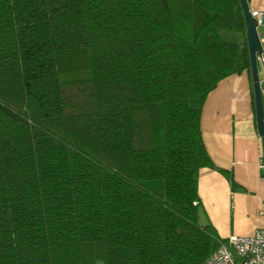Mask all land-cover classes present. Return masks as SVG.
I'll list each match as a JSON object with an SVG mask.
<instances>
[{
	"label": "trees",
	"instance_id": "1",
	"mask_svg": "<svg viewBox=\"0 0 264 264\" xmlns=\"http://www.w3.org/2000/svg\"><path fill=\"white\" fill-rule=\"evenodd\" d=\"M223 30L246 34L239 0H0V264L210 257L201 109L250 74Z\"/></svg>",
	"mask_w": 264,
	"mask_h": 264
},
{
	"label": "crops",
	"instance_id": "2",
	"mask_svg": "<svg viewBox=\"0 0 264 264\" xmlns=\"http://www.w3.org/2000/svg\"><path fill=\"white\" fill-rule=\"evenodd\" d=\"M247 3L263 14L257 30L264 62V0ZM239 34L236 42H247ZM201 133L215 167L196 172L199 222L211 224L221 238L252 234L263 224L258 211L264 204V139L257 132L251 73H231L218 82L203 103ZM218 168L232 172L234 185Z\"/></svg>",
	"mask_w": 264,
	"mask_h": 264
},
{
	"label": "built area",
	"instance_id": "3",
	"mask_svg": "<svg viewBox=\"0 0 264 264\" xmlns=\"http://www.w3.org/2000/svg\"><path fill=\"white\" fill-rule=\"evenodd\" d=\"M251 15L256 27L262 23V12L252 10ZM261 62L260 80L264 81V62ZM261 167L263 165L261 164ZM200 201L195 200L194 205ZM263 218V224L252 234H231L221 242L219 247L201 264H264V204L258 211Z\"/></svg>",
	"mask_w": 264,
	"mask_h": 264
},
{
	"label": "water",
	"instance_id": "4",
	"mask_svg": "<svg viewBox=\"0 0 264 264\" xmlns=\"http://www.w3.org/2000/svg\"><path fill=\"white\" fill-rule=\"evenodd\" d=\"M239 1L245 19L257 132L264 139V81L261 82L260 80L258 66V60L261 58L263 50L255 20L251 15L247 0Z\"/></svg>",
	"mask_w": 264,
	"mask_h": 264
},
{
	"label": "rangeland",
	"instance_id": "5",
	"mask_svg": "<svg viewBox=\"0 0 264 264\" xmlns=\"http://www.w3.org/2000/svg\"><path fill=\"white\" fill-rule=\"evenodd\" d=\"M222 36L230 41H239L240 40V34L238 32L229 31V30H223L221 31ZM260 63V61H259Z\"/></svg>",
	"mask_w": 264,
	"mask_h": 264
},
{
	"label": "clouds",
	"instance_id": "6",
	"mask_svg": "<svg viewBox=\"0 0 264 264\" xmlns=\"http://www.w3.org/2000/svg\"><path fill=\"white\" fill-rule=\"evenodd\" d=\"M259 63V62H258ZM259 71H260V69H259Z\"/></svg>",
	"mask_w": 264,
	"mask_h": 264
}]
</instances>
